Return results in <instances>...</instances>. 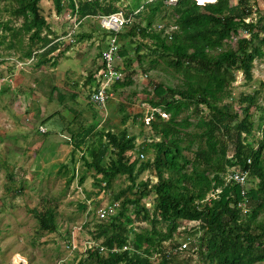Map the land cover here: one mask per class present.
I'll list each match as a JSON object with an SVG mask.
<instances>
[{"label":"trees","instance_id":"obj_1","mask_svg":"<svg viewBox=\"0 0 264 264\" xmlns=\"http://www.w3.org/2000/svg\"><path fill=\"white\" fill-rule=\"evenodd\" d=\"M164 1L136 3L134 9L127 5L124 13L132 20L117 33L94 23L90 33L75 34L68 42L56 37L41 14L40 0H15L11 12L22 18L11 37L20 41L28 35L22 56L35 60L37 67L56 66L72 44L91 39L97 32L101 35L96 54L100 64L86 78V85L98 87L95 73L104 67L102 53L107 37L114 34L121 60L116 61V69L126 75L112 85L113 94L133 83L135 61L145 74L164 67L181 76L175 85L148 80L152 93L145 101L151 107L146 122L150 131L139 144L137 135H130L126 128L98 130L100 121L92 120L88 128L73 129L69 122L63 127L70 133L71 156L84 148L82 163L86 171H94L101 188L111 192L108 206L114 209L93 224L92 244L77 264H180L176 259L180 255L184 264H190L194 256L205 264H264V108L258 102L264 83L261 90L240 95L239 111H232L226 101L235 73L252 81L254 61L264 55V11L255 21H246L257 13L255 0L235 4L229 0ZM52 2L56 13L69 9L78 19L119 11L116 0ZM159 23L163 26L157 29ZM6 29L11 31L8 25ZM233 36L234 44L228 46ZM60 97L62 101L64 96ZM119 105L124 124L132 114L124 110L125 104ZM251 108L261 110L262 125L253 122ZM163 112L169 117L162 116ZM140 125L142 130L144 119ZM255 128L261 131L260 138L254 139ZM141 153L147 159H140ZM232 168L246 174L243 185L226 180ZM147 170L154 180L139 179ZM58 174L66 176V186L76 178L63 162ZM119 176L128 184L114 192L112 186ZM84 181L85 174H81L78 184ZM151 196L152 209L145 206ZM80 208L86 205L81 203ZM32 213L40 231H57L53 208L32 209ZM142 221L149 227L135 231L133 224ZM181 225L183 230H179ZM180 233L186 235L188 244L174 240Z\"/></svg>","mask_w":264,"mask_h":264},{"label":"rangeland","instance_id":"obj_2","mask_svg":"<svg viewBox=\"0 0 264 264\" xmlns=\"http://www.w3.org/2000/svg\"><path fill=\"white\" fill-rule=\"evenodd\" d=\"M145 1L149 0H116L115 4L120 11L126 12L127 5L134 9L136 3ZM175 1L164 2L173 4ZM229 1L231 4L237 2ZM255 2L257 13L246 21H255L264 11V1ZM202 3L198 1V4ZM14 5L15 0H0V264H77L85 258V251L92 244L89 231L98 221V210L110 204L111 192L95 181L94 171H86L80 158L84 148L71 156L70 133L63 127L69 122L73 129L82 126L88 128L92 120L94 123L100 121L98 130L118 132L126 128L130 135H137L136 143L139 144L144 141L143 135L150 131L146 122L151 107L145 101L152 93L148 80L175 85L181 76L164 67L145 74L135 61L133 83L118 88L103 108L91 100L94 86L85 84L86 78L100 64L96 54L101 35L95 32L91 39L72 44L56 66L45 64L37 67L35 60L22 56L28 48V35H22L20 41V38L11 37V32L22 23V18L11 13ZM39 6L56 37L65 42L71 41L75 34L90 33L94 23L100 24L99 19L86 17L68 36L72 23L67 15L73 14L72 11L66 9L60 14L56 13L52 0H40ZM6 25L11 31L6 29ZM162 26L159 23L157 29ZM165 31L171 29L166 28ZM240 35L248 37L243 32ZM2 36H5L4 39ZM235 39L233 36L228 46H232ZM10 41L12 47L8 48ZM117 60L121 62L119 58ZM99 72L95 73L96 78ZM252 73L250 82L245 81L241 72L235 73L231 97L226 99L232 111H239L241 94L261 90L260 84L264 83V55L255 59ZM133 92L136 94L133 95ZM263 96L264 88L258 99L264 108ZM120 103L125 104L124 110L132 114L124 124V113L119 111ZM251 114L255 125H262L261 110L251 108ZM162 115L169 117L165 112ZM143 119L145 126L141 130L140 120ZM253 133L254 139L260 138V130L255 128ZM184 153L190 155L189 152ZM61 162L76 176L68 186L66 176L58 174ZM81 174H85L82 185L78 184ZM148 177L154 180L147 170L139 179ZM127 184L126 178L119 176L112 190L115 192ZM88 192L92 193L90 197H87ZM151 199L153 196L145 201V206L152 209ZM81 203L86 205L85 209L80 208ZM48 207L54 209L58 224L57 231L52 233L40 231L32 213V209L42 211ZM133 227L135 231H140L149 225L142 221L135 222ZM183 227L181 225L179 230H183ZM174 240L188 244L186 235L182 233L175 234ZM169 243L164 244L168 246ZM182 256L176 258L180 264L186 263ZM195 257L190 264H205Z\"/></svg>","mask_w":264,"mask_h":264},{"label":"built area","instance_id":"obj_3","mask_svg":"<svg viewBox=\"0 0 264 264\" xmlns=\"http://www.w3.org/2000/svg\"><path fill=\"white\" fill-rule=\"evenodd\" d=\"M77 2V0H73ZM198 3V1H196ZM68 20L71 21L72 27L67 32L68 36H71L75 29L82 23L84 18L78 19L74 14H68ZM86 18V17H85ZM96 19H99L100 26L109 31H114L117 33L120 31L125 25L131 22V15H127L122 11H117L116 13H112L109 15H98ZM107 48L102 53V61L104 62V67L99 69L100 72L98 74V78L96 79L99 82L98 87H94L91 93V100L93 103L98 104L101 107H105L107 101L113 97L112 93V85L117 81L122 79L123 74L119 70H117V59L118 56L116 54L118 48V40L116 34L109 36ZM32 60V59H31ZM163 113H161L162 115ZM163 116V115H162ZM150 119V116L147 117V121ZM140 159L144 158V155L141 153ZM229 175H225L227 181H233L235 183L243 185L246 181V174L239 173L237 171H229ZM114 211L112 206H105L102 209L98 210V217L104 218L107 215L111 214ZM102 251V248H101Z\"/></svg>","mask_w":264,"mask_h":264},{"label":"crops","instance_id":"obj_4","mask_svg":"<svg viewBox=\"0 0 264 264\" xmlns=\"http://www.w3.org/2000/svg\"><path fill=\"white\" fill-rule=\"evenodd\" d=\"M96 69V68H95ZM65 70H66V68H65ZM67 72V71H66ZM63 130V129H62ZM67 130V129H66Z\"/></svg>","mask_w":264,"mask_h":264},{"label":"bare ground","instance_id":"obj_5","mask_svg":"<svg viewBox=\"0 0 264 264\" xmlns=\"http://www.w3.org/2000/svg\"><path fill=\"white\" fill-rule=\"evenodd\" d=\"M213 1V0H212Z\"/></svg>","mask_w":264,"mask_h":264}]
</instances>
